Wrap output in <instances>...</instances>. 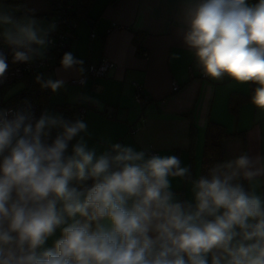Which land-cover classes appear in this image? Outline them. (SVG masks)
Wrapping results in <instances>:
<instances>
[{
	"label": "clouds",
	"instance_id": "clouds-1",
	"mask_svg": "<svg viewBox=\"0 0 264 264\" xmlns=\"http://www.w3.org/2000/svg\"><path fill=\"white\" fill-rule=\"evenodd\" d=\"M184 19L185 43L204 73L256 83L252 104L264 110V0H193ZM0 26L14 62L27 63L45 58L56 29L3 11ZM61 64L85 72L72 53ZM7 69L0 53V78ZM36 79L53 92L65 83ZM9 115L0 112V264H209L210 254L211 264H264V200L233 183L264 176V158L244 154L215 166L192 182L194 203H181L170 177L189 170L176 156L146 157L120 144L112 145L114 155L97 156L80 135L83 120L45 111L33 123L30 106ZM53 128L61 131L48 143ZM89 178L90 188L70 187ZM57 228L54 246L38 252Z\"/></svg>",
	"mask_w": 264,
	"mask_h": 264
},
{
	"label": "crops",
	"instance_id": "crops-1",
	"mask_svg": "<svg viewBox=\"0 0 264 264\" xmlns=\"http://www.w3.org/2000/svg\"><path fill=\"white\" fill-rule=\"evenodd\" d=\"M190 2L193 0H93L86 13L76 20L70 51L83 61L85 72L89 64L108 58L113 63L109 74L94 82L86 81L84 85L71 84L81 74L75 69L64 70L62 64L52 66L46 74L53 81H65L63 87L52 91L55 103L92 104L83 119L88 126L87 133L80 135L97 156L120 144L144 151L146 157L174 155L180 159L181 167L190 170V126L193 124L196 137L192 175L170 177V190L181 203H194L192 182L200 172L208 120L223 124L232 133L222 142L224 164L244 154L253 159L264 158V110L252 104L258 85L255 83L250 91L249 83L239 84L227 75L219 79L201 77L204 71L184 39L187 31L184 13ZM258 2L246 0L249 5ZM21 11L24 16L19 19L30 15L45 27L51 23L49 0L43 1L41 9L25 11L21 5ZM92 32L94 36L90 35ZM136 32L143 33L141 54L134 42ZM2 33L0 29L3 37ZM134 82L150 96L147 105L136 102ZM174 83L179 85L176 91H172ZM232 91L250 96L235 114L228 109ZM106 109L110 115L105 113ZM79 138L69 142L66 155L72 154ZM233 183L243 188L246 183L247 192L254 191L264 200V176L250 182L241 175ZM61 228L37 251L52 248L61 237ZM208 261L211 264V254Z\"/></svg>",
	"mask_w": 264,
	"mask_h": 264
},
{
	"label": "built area",
	"instance_id": "built-area-1",
	"mask_svg": "<svg viewBox=\"0 0 264 264\" xmlns=\"http://www.w3.org/2000/svg\"><path fill=\"white\" fill-rule=\"evenodd\" d=\"M51 7V23L56 24L55 31L50 33L49 39L51 44L46 50V56L44 59L36 58L31 63L27 62H14L13 59V48L9 46L0 35V53H3L6 57V63L8 64V69L5 73V78H0V88L12 85L16 81L23 79L27 74H42L45 75L52 66L61 64L62 58L65 53H71L70 51V41L74 36V30L76 28L77 22L71 17L74 11V4L72 0H49ZM94 36L92 32L90 34ZM113 67V63L108 58H102L98 63L89 64L87 66L86 72L83 76H79L70 81L71 84L81 85L79 80L81 78L86 81L94 82L96 78L107 76ZM192 75V74H191ZM201 77H206L205 73H201ZM135 93L134 98L137 103L141 106H145L150 101V96L146 94L142 86L134 82ZM179 85L174 83L172 85V91L178 90ZM4 96L0 97V105L6 100ZM30 106L31 112L33 113V123L40 118V116L48 111L53 115H61L63 118L66 115V109L62 107H54L50 111L47 107L42 108L37 103L30 100H20L11 105L0 107V112L9 111L11 118V113L16 111H21ZM92 106L90 102L86 105H79L77 112L74 117V122L77 119L83 120L85 112ZM105 113L110 115V110L106 109ZM61 130L58 128H53L51 130L50 136L48 137V143H51L56 135ZM7 154V153H5ZM0 162H2V157H0Z\"/></svg>",
	"mask_w": 264,
	"mask_h": 264
},
{
	"label": "trees",
	"instance_id": "trees-1",
	"mask_svg": "<svg viewBox=\"0 0 264 264\" xmlns=\"http://www.w3.org/2000/svg\"><path fill=\"white\" fill-rule=\"evenodd\" d=\"M0 1L8 2L9 4H11L12 9L10 11V14L14 16L23 15L21 11V0H0ZM72 1L74 4V11L71 14V17L76 21L86 13L87 9L89 8L93 0H72ZM50 14H51V7H50ZM38 15L42 17L45 16V14H38ZM142 39H143V33L136 32L134 36V42L136 44V50L139 54L144 52L142 48ZM38 75L40 74H27L26 76H24L23 79L25 80L26 83L24 88L18 91L17 93H15L14 95L8 97L6 100H4V102L0 105V107H5L17 101L26 99L37 103L42 108L47 107L50 111H52L53 108L56 106L65 108L66 115L64 116V119L74 122V117L77 112L78 105L55 103L51 99L52 97L51 88H44L41 86V83L37 82L36 78ZM42 76L44 80L49 79L46 74ZM249 85H250V91H252L255 83L249 82ZM3 89H5V87L0 88V97L4 96ZM249 98H250L249 95L232 91L228 97L229 111L235 114L239 106ZM231 135L232 133H228L223 124L212 120H208L204 130L203 147L200 156V172L196 180H198L201 177H209L211 169H213L217 165L224 164L222 142L225 138ZM195 137H196V129L192 124L190 126L191 147H190V157H189V169H190L189 175H192L191 169L194 160L193 144L195 141ZM108 153L114 155L112 151ZM93 184H94V180L91 178L82 182L73 180L70 182V187H76L78 190H84L92 187ZM244 189L245 191H247L248 189L246 183H244Z\"/></svg>",
	"mask_w": 264,
	"mask_h": 264
},
{
	"label": "rangeland",
	"instance_id": "rangeland-1",
	"mask_svg": "<svg viewBox=\"0 0 264 264\" xmlns=\"http://www.w3.org/2000/svg\"><path fill=\"white\" fill-rule=\"evenodd\" d=\"M43 1L48 2V0H21V5L25 11H29L31 9H41L43 6ZM11 9H12L11 4H9L8 2L0 1V11L10 13ZM12 16L16 19H19V17L24 16V14L21 16H14V15H12ZM28 16H30V15H28ZM0 29L3 30V27L0 26ZM46 74H48V73H46ZM25 84H26L25 80L20 79V80L16 81L15 83H13L12 85L5 87V89H3L4 97L8 98V97L14 95L18 91L22 90L24 88ZM51 99L52 100L55 99V94H52Z\"/></svg>",
	"mask_w": 264,
	"mask_h": 264
}]
</instances>
